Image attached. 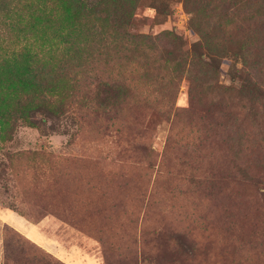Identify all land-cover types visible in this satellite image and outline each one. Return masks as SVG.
Instances as JSON below:
<instances>
[{
  "label": "rangeland",
  "instance_id": "rangeland-1",
  "mask_svg": "<svg viewBox=\"0 0 264 264\" xmlns=\"http://www.w3.org/2000/svg\"><path fill=\"white\" fill-rule=\"evenodd\" d=\"M135 4L131 32L182 41L99 47L93 73L126 80L114 125L89 89L62 116L0 122V264H264V0ZM231 123L239 143L218 137Z\"/></svg>",
  "mask_w": 264,
  "mask_h": 264
},
{
  "label": "trees",
  "instance_id": "trees-1",
  "mask_svg": "<svg viewBox=\"0 0 264 264\" xmlns=\"http://www.w3.org/2000/svg\"><path fill=\"white\" fill-rule=\"evenodd\" d=\"M71 1L70 10L61 11L55 7V0H0V122L12 124L15 119H26L34 123L32 117L35 114L43 115V112L55 117L62 116L71 105L80 101L76 98L83 97L89 89L90 92L96 90V101L103 111L104 107L107 108L106 115L114 125L111 115L117 109L112 108L113 101L116 103L124 99L126 80L109 74L98 78L93 73L90 64L97 59L94 57L99 47L107 46L108 38L109 44L124 39L129 45L139 44L152 50L162 40L167 39L169 45L182 41L179 35L170 31L131 32V24L138 16L136 0H106V3L103 0ZM102 2L109 4V7L105 8ZM258 24L264 26L261 21ZM204 44V40L198 39L191 43L190 50L193 55L196 53L199 64L213 71L219 70L220 58L200 51ZM204 53L207 59H203ZM69 63H72V67ZM242 64L241 67L232 65L235 76L239 74L238 77L242 78L244 74L245 78L252 80L253 75ZM91 76L97 80H90ZM90 84H94L95 88L90 89ZM54 95L56 99H53ZM189 95L190 105L181 111L183 113L191 110L196 97L190 88ZM170 97L171 94L163 95L160 111L157 109L160 114L170 105ZM210 123L216 124L215 120ZM175 125L171 132L184 130V125L176 128ZM239 129L231 123L227 130L234 131L235 136L222 133L218 137L224 143H231L232 140L239 143ZM211 133L215 139L217 136L213 131ZM125 142L130 147L127 151H137L134 144L128 140ZM140 147L148 153L146 156L153 152L151 145L145 142H141ZM151 163V159L147 160V164L145 162L149 167Z\"/></svg>",
  "mask_w": 264,
  "mask_h": 264
}]
</instances>
